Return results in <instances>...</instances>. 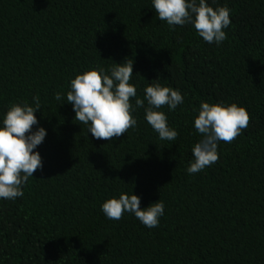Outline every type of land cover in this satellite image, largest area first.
<instances>
[{"label": "trees", "instance_id": "16d2710c", "mask_svg": "<svg viewBox=\"0 0 264 264\" xmlns=\"http://www.w3.org/2000/svg\"><path fill=\"white\" fill-rule=\"evenodd\" d=\"M208 3L231 9L220 46L191 24L172 30L151 0H0V120L38 95L33 130L47 131L36 149L43 171L22 198L0 200V264H264V0ZM128 58L137 98L157 79L183 94L175 111L160 109L175 141L159 139L144 108L111 140L75 121L70 81ZM201 102L235 103L250 120L219 143L216 163L189 175ZM122 192L142 209L161 199L159 226L127 212L107 219L102 204Z\"/></svg>", "mask_w": 264, "mask_h": 264}, {"label": "clouds", "instance_id": "9594fccd", "mask_svg": "<svg viewBox=\"0 0 264 264\" xmlns=\"http://www.w3.org/2000/svg\"><path fill=\"white\" fill-rule=\"evenodd\" d=\"M151 2L156 17L166 21L172 30L175 26L191 24L210 45L220 46L227 39L224 29L231 24V9L226 5L213 8L208 0ZM133 69L134 61L128 58L121 64L114 63L108 70L96 66L72 79L66 100L73 107L75 121L87 126L93 138L111 140L135 128L137 119L133 113L144 108L145 120L158 133L159 139L175 141L178 132L169 125L166 114L160 109L166 105L169 111H175L184 103L183 94L157 79L144 88L143 99L137 98V86L130 83ZM54 98L62 101L64 95L57 92ZM133 98L135 106L131 102ZM32 105L14 103L0 120V200L22 198L23 189L33 174L38 169L43 171V159L36 149L45 141L47 131L43 127L33 130L39 123L36 113L41 110L38 95L33 97ZM249 120L247 110L235 103L201 102L194 127L202 138L191 150L194 159L187 173L196 174L216 163L219 143H231L248 127ZM101 211L109 220H119L126 212L133 214L145 227L152 229L159 226L160 218L165 215V204L160 199L142 209L139 196L122 192L118 198L104 202Z\"/></svg>", "mask_w": 264, "mask_h": 264}]
</instances>
